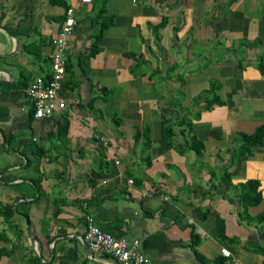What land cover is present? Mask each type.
I'll return each instance as SVG.
<instances>
[{
  "label": "crops",
  "instance_id": "0c3cea01",
  "mask_svg": "<svg viewBox=\"0 0 264 264\" xmlns=\"http://www.w3.org/2000/svg\"><path fill=\"white\" fill-rule=\"evenodd\" d=\"M101 5V0H0V166L8 165L0 173V199L15 196L10 183H31L42 175L39 199L28 206L30 222L16 214L13 232L0 217L1 231L9 232V241H0L7 250L0 264H37L32 262L37 252L42 264H119L85 251L84 213L102 230L138 240L145 264H200L190 246L192 229L197 249L209 259L225 257V248L231 256L223 264L233 259L264 264V225L239 219L235 191L223 178L227 170L233 183L259 180L263 199L248 211L253 217L263 211L264 141L232 164L229 152L239 145L238 132L264 123V72L258 67L264 61V0H107L113 23L99 51L87 57L98 31L92 18ZM68 7L75 25L64 79L74 89L62 92L65 108L37 119L25 88L38 76L49 77L51 39ZM210 80L219 81L223 98L216 93L224 103L203 109L205 102L194 99L209 94ZM114 86L122 92L114 111L104 113L102 97ZM152 86L158 89L146 96L144 88ZM174 100L189 107L192 131L204 144L200 155L182 154L162 138L161 114L174 117ZM199 110V118L192 117ZM62 114L70 121L64 140L54 136ZM144 124L151 138L145 150L143 139L134 141ZM3 132L18 135L8 152L1 146ZM182 138L177 135L174 145ZM30 139L48 150L39 172L21 169L26 159L16 148L31 145Z\"/></svg>",
  "mask_w": 264,
  "mask_h": 264
},
{
  "label": "trees",
  "instance_id": "16d2710c",
  "mask_svg": "<svg viewBox=\"0 0 264 264\" xmlns=\"http://www.w3.org/2000/svg\"><path fill=\"white\" fill-rule=\"evenodd\" d=\"M235 0H228L229 3H232ZM102 5L96 12V15L92 18L93 24H98V31L93 35L92 42L90 45L89 53L87 54V57L94 56L99 51V45L98 42L100 41L103 32L105 29H107L112 23H113V17L107 14V11L105 9L107 0H101ZM165 23V20H163L159 25L154 26V29L158 28L159 26H163ZM131 56L135 57L134 54H131ZM139 61V60H138ZM69 60L67 59L66 62V73L68 71V65ZM136 66V65H134ZM131 67V71L134 72L136 69L135 67ZM259 69L261 72H264V61L261 59L259 60ZM50 79V75L47 78V80ZM77 81L74 82L76 84ZM219 85V81L216 80H210L209 85V94L202 98L200 95H197L196 104L204 101L205 105L202 107L203 109H210L214 104L222 105L224 103L223 99L220 98L217 93L216 89ZM66 89H74L73 86L68 84V80L64 79L63 81V90ZM95 99H91L88 101V104H93ZM198 101V102H197ZM198 112H193L192 117L199 118ZM31 115H33V109L31 110ZM114 125L116 129L120 125V119L115 118L113 119ZM70 121L66 114L61 115V120L57 121L58 130L57 133L54 135L56 139H66L68 130H69ZM175 126H179V129H176ZM161 135L163 140L166 143V146L169 148L177 147L179 151L184 154L188 151H195L198 155H200L202 149L204 148V144L202 140H200L192 131V122L189 117H183L181 119H176L175 117H166L163 113L161 114ZM180 135L183 136V138L180 140V142L175 146L174 142L176 140V136ZM2 136L4 137V141H1L2 149L6 152H8V146L11 147V142L13 139L17 138V134H6L2 133ZM51 136V135H47ZM140 139L144 140L143 148L144 150L151 144V138H150V129L147 124H144L142 126V129L137 128L135 134H134V141L138 142ZM237 139L239 141V145L231 150L229 152V164H232L236 159L242 157V156H250L253 154V148L263 143L264 141V123L257 126L252 132H238ZM30 142L32 145L24 146L21 149L16 148L17 151H19V154L22 155L26 159V164L21 169H29L30 167L35 168L36 171L39 169V163L42 156H45L48 153L47 148L43 146H39L35 142H33L30 139ZM25 143V142H24ZM7 146V147H6ZM228 166V165H227ZM226 166V167H227ZM8 165L0 166V173L7 168ZM39 172V171H38ZM2 176V175H1ZM0 176V186L2 185V178ZM18 178L17 176H12L11 180ZM223 178L228 184L232 187V190L235 191L236 199L239 203V210H238V216L241 220H247L249 222L255 221L258 224L264 225V209L259 214H257L255 217H253L249 211L248 208L250 206H255L261 203L263 197L260 189V182L257 179H247L243 182L233 183L231 179V174L227 170L224 171ZM42 175L40 174L36 178L31 179V183L25 182H12L9 184L12 189H14L15 196L10 201H3L0 199V217L2 218V222L6 223L7 229L12 230L13 232L17 231V224L14 221V216L16 214H22L27 220V222H30L29 220V214H28V206L32 204L35 200L39 199V195L41 193V182ZM25 184L30 189L24 188ZM8 185V184H5ZM35 186V187H33ZM36 192H38V196L32 200V201H26L25 199L21 201H17L21 197H28L36 195ZM17 201V202H16ZM14 205V207H13ZM220 221V220H219ZM6 230L0 231V241L4 240L6 242L9 241V236L3 235V232ZM218 235L224 237V228L220 226L218 230ZM18 232H21V230ZM199 242L198 234L192 229L191 230V240H190V246L193 249V252L197 259L199 260L200 264H223L225 261V257L217 256L215 258L209 259L206 256H204L198 249L197 245ZM7 250L5 248H0V257L6 253ZM32 262H36L37 264H42L40 262L39 256L34 255L32 257Z\"/></svg>",
  "mask_w": 264,
  "mask_h": 264
},
{
  "label": "built area",
  "instance_id": "2783aa9c",
  "mask_svg": "<svg viewBox=\"0 0 264 264\" xmlns=\"http://www.w3.org/2000/svg\"><path fill=\"white\" fill-rule=\"evenodd\" d=\"M90 2L91 0H81ZM75 25L73 7L65 10L61 27L51 39L53 51L50 55V79L41 76L34 78L25 88V94L31 102L33 116L37 119L50 117L58 109L65 108L63 96V81L66 75L68 39L73 33ZM132 184V179L128 180ZM85 230L83 238L88 245L89 253L107 255L119 264H145L146 255L139 248V241L129 240L124 236H114L98 227L89 213H84ZM225 258L231 256L230 252L222 248ZM234 264H238L233 259Z\"/></svg>",
  "mask_w": 264,
  "mask_h": 264
},
{
  "label": "rangeland",
  "instance_id": "374dc122",
  "mask_svg": "<svg viewBox=\"0 0 264 264\" xmlns=\"http://www.w3.org/2000/svg\"><path fill=\"white\" fill-rule=\"evenodd\" d=\"M169 47H172L171 45H169ZM180 47L181 48H183V49H187V46H186V44H181L180 45ZM189 65L188 64H185L183 67L185 68V67H188ZM153 87V86H152ZM157 87V86H156ZM152 90V89H154V90H157L158 88H155V87H153V88H144V90H145V92H146V96L147 95H149V90ZM177 89H179V86L177 87ZM219 89V88H218ZM217 89V93L220 95V96H222V93L221 92H219V90ZM122 92V87H116V86H114V87H112L111 89H110V91L108 92V94L106 95V96H104V97H102L103 99H105L106 101H107V103H106V107L105 108H102V111L104 112V113H106V111L107 112H113L114 111V103L116 102L115 101V99L118 97V95L120 94ZM97 93V92H96ZM180 96H182V95H180ZM102 98H101V100H102ZM222 98H223V96H222ZM177 102L178 101H176V100H174V105L175 104H177ZM192 104H194V103H192ZM179 105H181V102L179 101L178 102V109H177V111H175L174 112V117L176 118V119H181V118H183V117H188V114H190V112H189V107H182V106H179ZM94 111V113L96 114V116H100L101 115V113H100V111H97V110H93ZM192 111V110H191ZM146 122H147V120H146ZM114 125V124H113ZM179 126H175V128L176 129H179L178 128ZM32 145V144H31ZM142 147H143V145H142ZM2 186V185H1ZM1 188V190H2V187H0ZM0 231H1V227H0ZM2 232V231H1ZM9 234V232H8V230H6L5 232H3V235L4 236H6V235H8ZM2 241H4V240H2ZM5 242V241H4Z\"/></svg>",
  "mask_w": 264,
  "mask_h": 264
},
{
  "label": "water",
  "instance_id": "95a60500",
  "mask_svg": "<svg viewBox=\"0 0 264 264\" xmlns=\"http://www.w3.org/2000/svg\"><path fill=\"white\" fill-rule=\"evenodd\" d=\"M3 141H4V137H3ZM19 200V199H18ZM22 200V199H21ZM17 202V201H16ZM29 235H30V238L35 241V237H34V234H33V231L31 229H29ZM83 245H84V248H85V251L89 253V248H88V245L87 243L85 242V240H83ZM38 256L41 258V254L40 252H37Z\"/></svg>",
  "mask_w": 264,
  "mask_h": 264
}]
</instances>
